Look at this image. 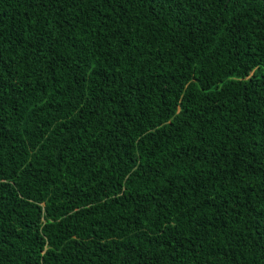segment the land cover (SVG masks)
Instances as JSON below:
<instances>
[{"label":"trees","instance_id":"1","mask_svg":"<svg viewBox=\"0 0 264 264\" xmlns=\"http://www.w3.org/2000/svg\"><path fill=\"white\" fill-rule=\"evenodd\" d=\"M0 264H264V0H0Z\"/></svg>","mask_w":264,"mask_h":264}]
</instances>
